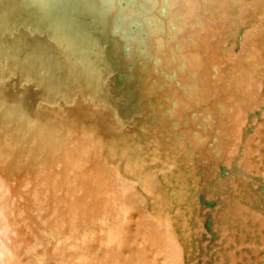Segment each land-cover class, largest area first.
Returning a JSON list of instances; mask_svg holds the SVG:
<instances>
[{"label": "bare ground", "instance_id": "obj_1", "mask_svg": "<svg viewBox=\"0 0 264 264\" xmlns=\"http://www.w3.org/2000/svg\"><path fill=\"white\" fill-rule=\"evenodd\" d=\"M227 2L235 6L232 14ZM181 12V23L194 20L201 29L178 24ZM134 20L141 23L137 33L130 28ZM240 22L247 29L242 43L213 59L225 45L224 32ZM140 32L149 58L133 60ZM123 45L129 46L127 55ZM241 56L252 60L254 70L240 63ZM129 61L135 67H127ZM156 70L174 78L152 92V79L158 85L165 80ZM118 71L139 73V87L130 89L132 83L118 79ZM210 71L217 80L235 75L246 81L238 94L235 88L218 92L213 82L207 88ZM260 74L264 0H132L125 6L118 0H0V264H198V246L206 250L210 243L202 238L207 216L214 244L225 243V251L214 244L209 249L212 264L224 258L238 264L241 241L229 247L236 235L223 217L247 214V222L262 231L264 218L231 206L234 200L220 217L219 210L198 206L188 139L209 160L206 141L221 128L227 141L216 144L220 165L228 167L239 147L241 158L235 160L241 171L264 179V164L253 160L258 150L264 153V138L256 150L248 148L264 132V118L252 125L253 135L241 136L249 108L264 103ZM177 83H192L194 89L187 95ZM163 96L176 98L174 112H164L170 105L161 106ZM218 102L232 112L224 124ZM184 105L201 111L206 121L191 117ZM197 123L206 127L196 129ZM194 130L206 140L194 138ZM228 188L235 197L237 188ZM203 197L214 199L210 192ZM256 239L258 244L244 247L255 258L251 264H264V236ZM199 259L211 263L206 254Z\"/></svg>", "mask_w": 264, "mask_h": 264}, {"label": "water", "instance_id": "obj_2", "mask_svg": "<svg viewBox=\"0 0 264 264\" xmlns=\"http://www.w3.org/2000/svg\"><path fill=\"white\" fill-rule=\"evenodd\" d=\"M129 2L131 3L132 0H118V5L119 6H125L126 3ZM227 9L228 11L232 14V12L235 10V6L232 2H227ZM209 10H211V8H209ZM207 10H205L204 12H206ZM161 15H164L165 10L163 8L160 9ZM117 15L119 16V12H117ZM200 15L203 17L208 15V12L206 13H201ZM184 14L183 12H181L177 17H175L176 20L178 21V24L181 23V19L183 18ZM121 19L118 17L117 22L120 23ZM147 23H150L147 21ZM140 22L134 20L133 23H131L130 28L133 30L134 33H137V27L140 26ZM151 24V23H150ZM181 25H185L187 26V29H189V27H191V30L198 32L201 28L198 27L197 22H195L194 20L191 23H181ZM172 28L175 25H172ZM247 29H245V23L240 22L239 24H236L235 28L233 29L232 32H227L225 31L223 36L225 38V45L221 46L220 48H217L213 59H215L216 54H225L226 52H228V50L226 48L233 47V46H237L240 45L244 39V35L246 34ZM118 29H116L113 33L114 35L119 34L118 33ZM159 33H161V30L158 31ZM129 30H125L124 35H129ZM138 35L140 36L139 38H137V41L139 42V48L135 51L132 52L131 58H133V60L138 59L139 57H143V59L145 60L146 58H149L147 52L145 50H143V44H142V39L141 36H144L143 32L138 33ZM202 35V32L199 33L198 38H200V36ZM168 40L174 41V38H171L170 36H167ZM177 41V40H176ZM174 42V48L176 51H178L179 47L177 42ZM160 42V41H159ZM201 42V41H199ZM117 43V38L113 39V44L115 45ZM122 49L124 50L125 54L127 55L129 53V46L127 45H123ZM139 50H143V52H139ZM209 51H205V54H208ZM130 56V55H129ZM176 59V57H175ZM151 61L154 64L159 63L158 59H152ZM174 61V59H173ZM252 60L251 59H245V58H240V63L249 66L250 68H252L254 70L255 68V64L251 63ZM127 67H135V63L133 61H129L126 64ZM182 64L176 65V68L178 70H182ZM119 68V65H118ZM145 67L142 66L140 67V70H143ZM245 68V67H243ZM211 70H215L213 67L211 68ZM210 71L208 73V77H207V88H210V82H213V86H215V89L218 92H222L225 90V88H235L233 90V93L238 94L240 93V89L241 86L244 84V82L246 81L244 78L239 79L236 78L235 75L229 76V77H225L221 80H217L216 75ZM186 72H188V74L190 76H194V72H189L186 70ZM255 71H253L254 73ZM156 74H160L162 77H164V81L161 84H157L156 81L154 79H152L150 81L152 87V92L154 90V86H158L157 88L161 89L163 88V86H167L169 85V82L167 81L168 79H172L174 78V75L171 73H165L164 71H159L156 70L155 71ZM257 73V72H256ZM255 73V75H256ZM117 77L118 79H122V77H127L129 79V82L132 83V86L130 89L134 88V86H136L137 88L138 86V81H140V75L139 73H133L132 71H128V72H117ZM257 77V76H256ZM212 78V79H211ZM260 81H262V89H264V75L260 74L257 77ZM226 81V83H225ZM233 81H237V83H233ZM122 85V82L121 84ZM177 86L179 88H183L185 89V92L187 95H189L191 93V91L194 89L193 84L191 83V85L185 86L183 87V85L181 83H177ZM219 87H222V89L220 90ZM260 87V88H261ZM260 88H257L258 91L260 92ZM188 91V92H187ZM158 101L160 102L161 106L164 108V102L168 103L170 105V107L168 109H164V112L166 113L168 110L170 112H174V109L178 108L177 107V103H176V98L174 97L173 99L171 97L168 96H163L161 99H158ZM152 104V102H151ZM133 107H135V105H133ZM184 108L186 109L187 112H189V114H191V117H194V119H196L197 121L200 120V118H203V121H206V118L204 117V114L201 111H193V110H189V107H187L186 105H184ZM215 108L217 110H220V116L223 117L221 120V124L226 123V119H224V117H226L228 115V113H232L230 111H228L226 109V106H222L221 103H217ZM136 115V113H133V116ZM135 118V117H134ZM261 118H264V103L260 104L259 106H251L249 108V112L246 115V124L241 132V136L246 135V138L248 136L253 135L254 129L252 127V125L254 124V122H257L258 120H260ZM187 122V119L184 120V123ZM257 123H260L257 122ZM172 124L175 127H179V123L177 120L172 119ZM206 127L205 124L202 123H197L196 124V129H202ZM222 129L218 128L215 132V136H213L211 138V140L207 139L206 143H207V150L206 152H208L211 156L212 159L209 158V160L207 159H202L200 157V154L196 153L193 148L194 145H196V141H191V139H188V148L190 150V152L188 154H190L189 156H191V159L193 161V165L196 168V172H197V176H198V180L199 183L197 185V204L200 208L202 209H207V210H211V209H216L219 210L217 217H220L221 213L224 210V207L226 208H230V205L228 202H230L231 200H234L235 204H231V206L236 207L239 206L243 209L246 210H253V211H257L258 213H260V215L264 218V179L260 178L259 176L256 175H252V174H246L243 173L241 171V169L239 168V166L237 165V158H241V156L239 155V147L236 148V153L234 154V160L228 164V167H224L222 165H220V157L221 154L220 152H218V150H216V144L217 142L222 143V144H226L225 142H222V140L227 141L226 138H224V135L226 134V132H224L223 134H221ZM197 130H194L191 135L198 139L199 142L201 140L205 141V136H196ZM222 135V136H221ZM178 138H183V135L179 134ZM264 138V132H260V134L258 135L257 139L254 140L255 144L252 146H248V148H250L251 150H256L257 148V143L261 141V139ZM264 142V139L262 140ZM239 146V145H238ZM197 147V146H196ZM264 153L261 150H258L256 152V154L253 157L254 163L255 164H264V161H262V157H263ZM212 162H215L216 165L214 166ZM213 170V171H212ZM212 172V173H211ZM208 174H213L214 176L210 179V181H208V184H201V180L205 179L206 176ZM121 177H123V175L120 173L119 174ZM127 180H130L129 177H124ZM227 178H230V181L227 183L225 182ZM231 184V185H230ZM234 185L237 188V195L235 197L231 196L230 194V189L228 187ZM224 190V192H223ZM210 192L213 193V197L214 199L212 201H207L204 199L203 195H205L206 193ZM224 200L226 202H224ZM223 217V216H222ZM226 217V218H225ZM221 219H223L221 222L225 225L229 224V226L232 228L234 234L236 235L235 239H233V242L231 244V246H229L230 248L234 249L236 246L235 240L238 239L239 242L238 245L240 247V249L238 250V256L241 257L240 262L238 264H251L250 262L255 260V258H250L249 257V251L245 246V242H247V244L249 243H254V244H258L259 241H257L256 239V234L260 235V237L264 236V231L261 230L260 226L254 225L252 222H247V219L249 218V216L246 214H241V219H237L233 214H230L228 216H225ZM211 224H212V220L210 218V216H207L205 218V222H204V226L206 227V232L202 233V238L203 239H209V244H207L206 246V250L201 247V245L198 246L199 250H200V254L202 255H207L208 258H211V263L210 260H207V264H212V261L214 259V256H211V252L209 251V249L213 246V244L217 241V236L213 233V231L211 230ZM243 230V231H242ZM198 242H200V240L198 239ZM217 247V250L220 248L221 251H225V243L224 244H214ZM200 254H198V258L197 262L198 264H201V259H199ZM260 255H263V260H264V251H262L260 253ZM223 264L228 263V260L224 258V260L222 261Z\"/></svg>", "mask_w": 264, "mask_h": 264}]
</instances>
